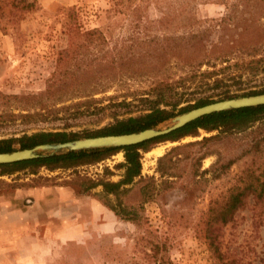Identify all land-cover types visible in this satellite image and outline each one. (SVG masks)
I'll return each mask as SVG.
<instances>
[{
    "label": "rangeland",
    "instance_id": "374dc122",
    "mask_svg": "<svg viewBox=\"0 0 264 264\" xmlns=\"http://www.w3.org/2000/svg\"><path fill=\"white\" fill-rule=\"evenodd\" d=\"M34 1L15 28L0 30V138L38 131L94 133L116 117L142 112L145 103L138 96L145 95L156 75L177 78L187 64L211 54L229 57V67L213 77L222 81L214 85L211 78L199 85L197 78L178 87L179 106L264 89V60L256 70L244 68L245 62L264 57V0ZM71 6L81 31H101L85 50L95 66L71 75L67 88L48 90L57 52L67 44ZM133 6L139 10L133 12ZM206 69L211 67H201ZM95 77L106 87L93 96L92 105L103 109L76 115L59 110L56 118L46 119L20 116L41 101L55 103L53 108L74 102L73 86ZM123 100L128 103L113 105ZM257 125L230 132L201 129L197 136L141 150V178L127 185L122 197L127 206L142 205L138 224L120 219L98 199L100 185L81 190L88 179L118 181L122 151L68 169L0 175V264H158L152 243L166 237L171 264H220L199 228L209 206L234 184H243L248 169L259 172L264 142L257 152L253 146L262 136L254 131ZM150 181L153 194L145 199L141 186ZM219 228L224 260L264 264V201L255 204L249 196Z\"/></svg>",
    "mask_w": 264,
    "mask_h": 264
},
{
    "label": "trees",
    "instance_id": "16d2710c",
    "mask_svg": "<svg viewBox=\"0 0 264 264\" xmlns=\"http://www.w3.org/2000/svg\"><path fill=\"white\" fill-rule=\"evenodd\" d=\"M34 2V0H0V30L5 33L8 28H15L32 10ZM128 6L130 7L131 5ZM137 10H139V6H133L132 11L137 12ZM67 11L68 18L65 22L67 44L57 52L55 69L48 79V90L53 88L54 85L65 89L68 84L66 79H69L71 75L76 76L81 69L92 68L94 65L91 63L90 59L87 58L85 50L94 42V35L101 34V31L98 29L81 31L75 23V14L73 13L74 7H68ZM228 59L229 57L225 53L211 54L187 64L188 69H186L184 73L178 75L177 78L156 75L157 77L152 78L151 85L145 95L138 96V100L145 103V108L142 112L122 118L116 117L113 122L95 130L94 133L80 135L76 132L66 131H38L32 134H22L17 137L0 138V151L15 149V144L24 148L43 142L65 141L79 136L127 133L155 126L169 117H172L176 112H182L190 107H197L212 102L213 100L209 98H199L193 104L179 106L181 104V96H175L178 94L177 88L185 86L187 82H194L197 78H200V80H198L199 85L206 84L211 78L213 79V84L218 85L222 81V78L213 77L229 67ZM263 60L264 57L251 59L245 62L244 68L256 70ZM203 65H207L211 67V69L201 70ZM217 65H219L218 68H216ZM158 72H161V70H158ZM105 83L104 80L95 77L82 86H79V84L76 85V87L73 86L71 89V94L73 96H71V98L77 99L74 102L67 105L63 104L60 108H53L55 103L50 106L47 104L48 102L41 101L39 104L40 106L33 112H25L20 114V116L25 119H29L30 117L46 119L48 117L56 118L59 110L71 112L73 115H76L82 114L88 110L96 111L103 109L104 107L92 105V103L96 102V98L93 96L105 90ZM66 92L68 91L58 94V97L62 98L61 96L66 94ZM259 92H264V89L261 91L251 90L242 95L257 94ZM235 96L239 95L225 94L224 98ZM82 98L85 100H81ZM61 102H63V100H61ZM127 103L128 102L123 100L114 102L113 105ZM82 106H84V108H81ZM256 123H258V125L254 131L257 129L260 130V132L262 131V136L256 140L253 147L257 152H261L262 142H264V104L207 114L168 134L138 144L117 148L70 151L35 159L0 164V175L12 174L22 169L35 172L41 167L49 170L57 168L68 169L98 162L108 158L115 152L122 151L124 160L117 164V167L122 169L121 178L118 181L105 180L103 178L97 181L88 179L82 182L85 183V185L81 190L86 192L100 185L101 190L97 194L98 199L109 207L120 219L138 224L141 222L139 210L142 209V205H139L138 208L127 206L123 202L122 197L129 189L127 185L132 184L136 178H141V150H148L151 144L155 142H175L186 136H197L201 129L206 132L213 130H220V132L243 131L253 127ZM211 137H215V135L205 136L202 140H207ZM230 163L231 162H229L227 166ZM259 168V172H256L254 169H248L246 172L247 179L243 184H234L220 200L214 201V203L209 206L206 218L199 228V232H201V235L205 238L209 249L215 254L220 264H233V261L224 260V254L220 248L221 241L218 235L219 227L233 219L234 214L245 206L249 196L253 199L255 204L264 201V161ZM153 187L154 184L152 181L141 186L143 191L142 194L145 199L152 197L153 193L151 190ZM111 196L113 197L111 198ZM169 227H173V224H170ZM168 238L169 237H166L164 240H157L152 243L151 256L154 257L158 264H171L167 255Z\"/></svg>",
    "mask_w": 264,
    "mask_h": 264
},
{
    "label": "water",
    "instance_id": "95a60500",
    "mask_svg": "<svg viewBox=\"0 0 264 264\" xmlns=\"http://www.w3.org/2000/svg\"><path fill=\"white\" fill-rule=\"evenodd\" d=\"M262 104H264V92L224 98L174 114L172 117H169L155 126L147 127L138 131L79 137L65 141L43 142L35 144L31 147H17L9 151H0V164L35 159L70 151L117 148L126 145L138 144L143 141L168 134L169 132L207 114L229 109L258 106ZM166 121H169V123L160 126Z\"/></svg>",
    "mask_w": 264,
    "mask_h": 264
}]
</instances>
